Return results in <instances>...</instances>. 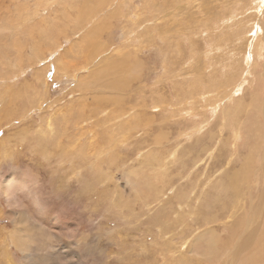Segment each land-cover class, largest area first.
<instances>
[{
  "label": "rangeland",
  "instance_id": "rangeland-1",
  "mask_svg": "<svg viewBox=\"0 0 264 264\" xmlns=\"http://www.w3.org/2000/svg\"><path fill=\"white\" fill-rule=\"evenodd\" d=\"M256 4L0 0V184L28 172L41 209L0 191V264L20 263L6 234L20 212L27 264H215L199 231L221 251L250 200L264 211Z\"/></svg>",
  "mask_w": 264,
  "mask_h": 264
},
{
  "label": "bare ground",
  "instance_id": "bare-ground-1",
  "mask_svg": "<svg viewBox=\"0 0 264 264\" xmlns=\"http://www.w3.org/2000/svg\"><path fill=\"white\" fill-rule=\"evenodd\" d=\"M263 7H264V0H257L255 10L260 13L261 11H263L262 10ZM262 24L259 21H256L254 24L256 37L261 34V36L259 37L261 39L260 45H259V48H257L258 49L257 52L259 55H262V53L264 52V51L262 53L260 52L261 48L264 50V25H262ZM83 36L84 35H82V38H83ZM85 37H86V35H85ZM257 45H258V42H257ZM246 49L247 50H245V53H247V54H250L251 50L256 51V49H254L253 42L250 43V45L248 47H246ZM121 58L124 60V66L123 67H126V65H128L126 63L127 59L125 57H121ZM81 66H83L82 69L83 68L88 69V67H89L88 59H85L83 65H81ZM90 67H92V66H90ZM95 67H96V65H95ZM127 70H129V69H127ZM124 71H125V69H124ZM88 72H90V69ZM96 73L99 74V71ZM91 74H93V72ZM122 77L124 78V76H122ZM236 79H237V77H236ZM109 84H108V86H110ZM112 84L113 83H111V85ZM238 86H240L239 82H238V85H236L235 87L237 88ZM110 87H112V86H110ZM236 88L234 89L235 90L234 92H236ZM78 90L80 91V87L78 88ZM86 93H88V90L87 91L84 90L79 95L82 98V97H84V95ZM115 98L116 97H114V99ZM231 102L233 103V101H231ZM215 110H216V108H215ZM256 110H258L259 112L264 114V105H262L261 107H258V109L256 108ZM212 116H211V118H212ZM207 123H208V121H205L202 124H200V123L196 124L195 126H193L194 129L192 128L193 131L186 132V134H184V135H186L187 139H190L195 134H198V135L201 134V132L204 131L205 125ZM149 130H150V128L149 129L146 128V130L144 132L146 133ZM235 137H236V135H235ZM220 141H221V139H220ZM180 143H182V142H180ZM179 147H180V145H179ZM249 153L253 154V152H249ZM171 155L173 157V154H171ZM200 160H197V161H200ZM13 167H14V165L12 164V168ZM30 176L31 175L28 172L27 173L22 172L21 175H18L17 172H16V174L11 173V174L7 175V177H5L6 179H4V182L2 184H0V187L2 189L0 191L5 196V200H6L7 205L9 207H12L13 204H16L17 200L14 198L18 197L22 192H24L26 196L31 197L33 199L36 207L39 208V210H41L40 209V203H39V197L36 195V192H35L38 189H37V187L34 188L32 186V185L36 186L37 181L34 178H32V176L31 177ZM30 184H32V185H30ZM229 185L230 186L228 187V190L231 191L233 189L231 191L233 193V195L238 196V189L235 187L236 185H234L232 183H230ZM245 196H246V194H245ZM235 202L237 203L238 201H235ZM236 203L234 205L238 204V203L237 204ZM252 204L253 203L250 200V208H249V210H248V212L244 218L238 220V222H234V219H233V221L231 222V224L229 226L228 225L225 226V229H228V236H227L226 240L229 243H227V241L225 242L226 245H224V246H226V248H224L223 250L220 251L221 248L219 249V246H222L221 244L224 242V239L220 235V233L217 232V229H213L212 227H210L209 229H206L203 233H201L199 231V233L201 235H199V234L197 235V241L200 240L202 238V236L207 235L208 241L210 243V248H211V252L209 253L208 259H210V260L213 259L215 264L219 263V261H221V260H225L224 262L222 261L223 262L222 264H242V261L245 264V261H244L245 258L244 259L242 258L243 254H245V256H246V254H249L246 257V264H264V245H263L264 244V242H263L264 241V211L261 210L258 215H255L252 211L253 210ZM227 214H228L227 218H235V216H236L235 212L232 213L231 215H229V211H228ZM241 216H243V215H241ZM17 219H20L19 223L24 225V227H22L20 224L17 225V223L14 221L13 222L14 226L12 228L6 230V234L8 235V238H10V243L12 242L15 245V247L18 248L21 252V256L19 258V262H20L19 264H27L28 251L31 249V245H32L31 243H29V239L31 237L29 231H30V227L32 226V224L30 225L31 221H30L29 216L23 212H20L17 214ZM236 219H237V217H236ZM33 226L35 227V229H38V227L36 226L35 223H33ZM260 239H262L263 241L260 242ZM258 252L261 253L258 255V256H260V258H258V256H256V254H258ZM228 258H229V262L227 263ZM250 258L252 259V261L250 263H247V261H249ZM7 264H9V263H7Z\"/></svg>",
  "mask_w": 264,
  "mask_h": 264
}]
</instances>
